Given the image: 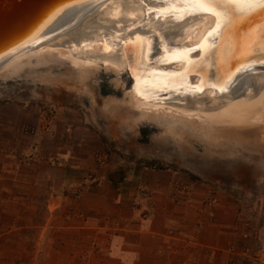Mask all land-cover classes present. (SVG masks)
<instances>
[{
  "label": "crops",
  "instance_id": "0c3cea01",
  "mask_svg": "<svg viewBox=\"0 0 264 264\" xmlns=\"http://www.w3.org/2000/svg\"><path fill=\"white\" fill-rule=\"evenodd\" d=\"M61 110L48 125L3 124L0 264H38L41 248L45 264H264V195L109 152L90 126L83 139L69 131ZM42 139L41 158L21 163Z\"/></svg>",
  "mask_w": 264,
  "mask_h": 264
},
{
  "label": "bare ground",
  "instance_id": "6f19581e",
  "mask_svg": "<svg viewBox=\"0 0 264 264\" xmlns=\"http://www.w3.org/2000/svg\"><path fill=\"white\" fill-rule=\"evenodd\" d=\"M219 11L201 0L65 4L29 36L49 27L50 40L36 47L22 46L0 63V81L27 82L42 72L78 74L80 90L87 95L82 88L94 82L100 60H111L112 64L104 62L106 68L110 64L117 76L124 70L132 76L125 91L131 109L137 112L132 127L149 118L180 139L183 132L194 133L197 125H207L210 130L222 126L264 128V72H242L256 71L252 66L264 62L260 30L264 13L225 18L213 14ZM75 39L80 40L78 44ZM63 77L59 76L57 85H50L68 86ZM164 93L170 99L190 96L195 101L204 96L211 101L210 111L201 104L192 112L165 107ZM232 93L237 95L235 99L217 106L220 95ZM103 109L111 111L109 105Z\"/></svg>",
  "mask_w": 264,
  "mask_h": 264
},
{
  "label": "rangeland",
  "instance_id": "374dc122",
  "mask_svg": "<svg viewBox=\"0 0 264 264\" xmlns=\"http://www.w3.org/2000/svg\"><path fill=\"white\" fill-rule=\"evenodd\" d=\"M100 73L94 77V82L82 88L87 95L80 90L78 74H63L68 81L64 88L55 86L59 76L63 75H46L44 72L33 79L29 77L27 82L0 81V132L3 124L11 126L14 121L34 124L40 119L41 124H47L56 119L58 110L62 109L68 111L69 131H77L82 136L79 139H83L87 136L83 124L90 126L92 132L101 135L102 146L109 152L135 160L148 157L145 164L150 166L191 169L204 180L252 199L264 195L263 126H222L210 130L207 125L203 128L197 125L194 133L183 132L181 139L157 124H144L152 122L149 118L132 127L137 112L131 109L124 93L118 96L102 91L98 83L102 80ZM115 80L110 82L118 89L119 82ZM106 105L110 112L103 109ZM91 141L93 148L99 146L94 138ZM44 142L43 139L35 141L32 149L19 156L20 162L38 161ZM35 155L37 160L29 161V157ZM37 261L38 264L49 263L50 253L41 248Z\"/></svg>",
  "mask_w": 264,
  "mask_h": 264
},
{
  "label": "water",
  "instance_id": "95a60500",
  "mask_svg": "<svg viewBox=\"0 0 264 264\" xmlns=\"http://www.w3.org/2000/svg\"><path fill=\"white\" fill-rule=\"evenodd\" d=\"M79 1L90 3L96 0H0V53L4 52V55L0 56V63H4L11 58L22 46L23 48L36 47L50 40L51 37H47L51 31L49 27L38 32L32 37L29 36L33 34L35 29H37L38 26H40L56 9L65 4ZM41 38L42 40H40ZM74 41L78 44L80 40L75 39ZM15 44H19L18 47L12 48ZM104 62H109L110 64L113 63L111 60H100L99 72H101L100 76L102 80L98 83L102 87H107L106 93H114L118 96L124 93L125 95L126 89L129 88L131 84L132 76L127 70L122 71L120 75L117 76L118 74L113 70L112 65H108L112 69L106 68ZM252 67L256 71H250V69H247L242 71L243 74L248 75L251 73L258 74L264 72V62L256 63ZM114 78L116 79L115 81L119 82L118 89H114L112 81L110 82V80ZM125 97L127 98L126 95ZM161 97L167 100L164 105L168 108L170 107L192 112L195 110V106L197 104H201L204 110L210 111L211 101L204 96L200 97L202 99L199 101L192 100L190 96L180 97L179 99H170L166 93H164ZM236 97L237 95L233 93L229 97L220 95L217 106H222L229 99L233 100ZM87 99L89 100V97H87ZM144 124L156 125L157 123L151 122Z\"/></svg>",
  "mask_w": 264,
  "mask_h": 264
},
{
  "label": "snow or ice",
  "instance_id": "6c2138e0",
  "mask_svg": "<svg viewBox=\"0 0 264 264\" xmlns=\"http://www.w3.org/2000/svg\"><path fill=\"white\" fill-rule=\"evenodd\" d=\"M204 5L218 9L215 15H223L231 18L238 15L240 18H247L257 13H264V0H201ZM207 10V9H206ZM261 35L264 36V23L260 25Z\"/></svg>",
  "mask_w": 264,
  "mask_h": 264
},
{
  "label": "built area",
  "instance_id": "2783aa9c",
  "mask_svg": "<svg viewBox=\"0 0 264 264\" xmlns=\"http://www.w3.org/2000/svg\"><path fill=\"white\" fill-rule=\"evenodd\" d=\"M37 156L35 155V156H32V157H29V161H36L37 160ZM56 163H60V161L59 160H56ZM217 204V199L216 198H214L213 196H211V197H209L206 201H205V206L207 207V208H211V207H213L214 205H216Z\"/></svg>",
  "mask_w": 264,
  "mask_h": 264
},
{
  "label": "flooded vegetation",
  "instance_id": "af4514ba",
  "mask_svg": "<svg viewBox=\"0 0 264 264\" xmlns=\"http://www.w3.org/2000/svg\"><path fill=\"white\" fill-rule=\"evenodd\" d=\"M102 91H103L104 93H106V92H107V87H106V86H103V87H102Z\"/></svg>",
  "mask_w": 264,
  "mask_h": 264
}]
</instances>
